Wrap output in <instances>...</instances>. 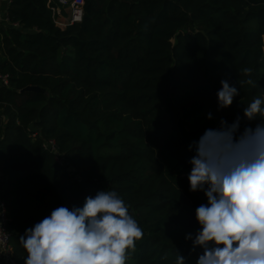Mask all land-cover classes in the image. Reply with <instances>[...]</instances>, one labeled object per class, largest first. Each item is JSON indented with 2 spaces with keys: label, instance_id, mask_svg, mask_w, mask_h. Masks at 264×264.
Here are the masks:
<instances>
[{
  "label": "trees",
  "instance_id": "1",
  "mask_svg": "<svg viewBox=\"0 0 264 264\" xmlns=\"http://www.w3.org/2000/svg\"><path fill=\"white\" fill-rule=\"evenodd\" d=\"M51 8L10 0L0 26V197L13 259L24 264L20 237L52 210L110 190L144 234L126 264H175L177 253L197 264L203 249L186 236L208 201L190 191V146L221 120L239 116L241 131L261 122L243 109L264 99V0H85L64 28ZM221 80L239 92L223 109Z\"/></svg>",
  "mask_w": 264,
  "mask_h": 264
},
{
  "label": "clouds",
  "instance_id": "2",
  "mask_svg": "<svg viewBox=\"0 0 264 264\" xmlns=\"http://www.w3.org/2000/svg\"><path fill=\"white\" fill-rule=\"evenodd\" d=\"M243 73L250 77L252 69ZM220 83L223 109L239 92L227 80ZM245 83L256 86L251 78ZM243 115L261 122L241 131L239 116L231 124L221 120L219 129H207L190 146V191H203L208 201L196 209L200 230L186 236L193 250L203 249L197 264H264V99L255 98ZM143 235L120 195L103 190L86 197L82 207L55 208L20 242L24 264H126ZM184 262L177 253L175 264Z\"/></svg>",
  "mask_w": 264,
  "mask_h": 264
},
{
  "label": "built area",
  "instance_id": "3",
  "mask_svg": "<svg viewBox=\"0 0 264 264\" xmlns=\"http://www.w3.org/2000/svg\"><path fill=\"white\" fill-rule=\"evenodd\" d=\"M85 0H58V5L51 8L53 17L55 20V24L64 28L67 25H72L74 23H78L82 19L83 15V6ZM51 3V0H49ZM8 5L10 0L7 1ZM7 5V7H8ZM67 8L68 14L64 20H60V16L62 13V9ZM10 25L7 8L4 12H0V26L5 27ZM12 27H17V25L13 24ZM9 87V76L8 74L0 72V88H8ZM44 148L48 149L50 153H54L56 148L53 141H49L44 145ZM56 162L62 166V161L56 157ZM3 174L0 171V181L3 180ZM7 223L8 218L6 215L5 203L0 197V264H17V262L12 257V249L10 245V236L7 231Z\"/></svg>",
  "mask_w": 264,
  "mask_h": 264
},
{
  "label": "crops",
  "instance_id": "4",
  "mask_svg": "<svg viewBox=\"0 0 264 264\" xmlns=\"http://www.w3.org/2000/svg\"><path fill=\"white\" fill-rule=\"evenodd\" d=\"M8 0H1L0 1V12H4L7 8V3ZM51 3L56 7L58 5V0H51ZM68 14V9L67 8H63L62 9V13H61V16H60V20H64L65 17L67 16Z\"/></svg>",
  "mask_w": 264,
  "mask_h": 264
},
{
  "label": "water",
  "instance_id": "5",
  "mask_svg": "<svg viewBox=\"0 0 264 264\" xmlns=\"http://www.w3.org/2000/svg\"><path fill=\"white\" fill-rule=\"evenodd\" d=\"M25 91L39 92V93L43 92L42 89H39V88H36V87H27V88H25Z\"/></svg>",
  "mask_w": 264,
  "mask_h": 264
}]
</instances>
